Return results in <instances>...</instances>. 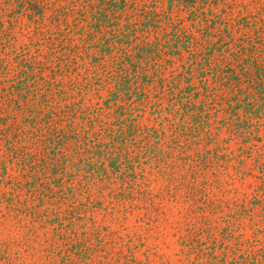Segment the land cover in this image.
<instances>
[{
    "label": "rangeland",
    "instance_id": "374dc122",
    "mask_svg": "<svg viewBox=\"0 0 264 264\" xmlns=\"http://www.w3.org/2000/svg\"><path fill=\"white\" fill-rule=\"evenodd\" d=\"M0 264H264V0H0Z\"/></svg>",
    "mask_w": 264,
    "mask_h": 264
},
{
    "label": "trees",
    "instance_id": "16d2710c",
    "mask_svg": "<svg viewBox=\"0 0 264 264\" xmlns=\"http://www.w3.org/2000/svg\"><path fill=\"white\" fill-rule=\"evenodd\" d=\"M187 94H188V92H187ZM188 103V102H187ZM189 104V103H188ZM191 107L193 106V105H191V104H189Z\"/></svg>",
    "mask_w": 264,
    "mask_h": 264
}]
</instances>
